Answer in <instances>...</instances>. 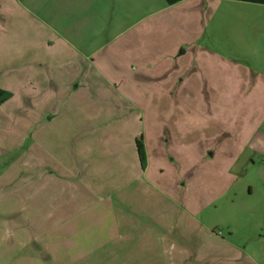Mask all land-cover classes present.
I'll use <instances>...</instances> for the list:
<instances>
[{
  "label": "rangeland",
  "instance_id": "rangeland-1",
  "mask_svg": "<svg viewBox=\"0 0 264 264\" xmlns=\"http://www.w3.org/2000/svg\"><path fill=\"white\" fill-rule=\"evenodd\" d=\"M75 2L0 0V264H193V248L224 250L202 242L212 234L251 251L264 235V21L210 4L207 60L178 87L169 65L106 64L107 47L85 60ZM142 138L145 174L139 162L140 177L120 175Z\"/></svg>",
  "mask_w": 264,
  "mask_h": 264
},
{
  "label": "crops",
  "instance_id": "crops-1",
  "mask_svg": "<svg viewBox=\"0 0 264 264\" xmlns=\"http://www.w3.org/2000/svg\"><path fill=\"white\" fill-rule=\"evenodd\" d=\"M74 7L81 8L79 19L81 24L90 26L85 40L88 44H82L87 50L84 54L85 60L95 57L98 48L107 47L109 51L104 57L108 65H145L150 69L152 66L169 65L168 75H175V81L182 86L187 72V67L191 65V60L200 67L204 66V45L199 43L205 29L204 21L208 18L210 4L215 8L220 3L237 4V14L240 10H249L247 13L264 21V0H76ZM90 25H88V23ZM5 24V22H3ZM61 25V24H60ZM48 29L57 30L49 23ZM65 29V27H64ZM59 30V29H58ZM58 35L59 31H57ZM93 33V35L91 34ZM61 37V36H60ZM104 40L99 47H94V42ZM65 43V41H64ZM72 47L76 49L74 44ZM205 48V49H204ZM208 53V50H205ZM198 68V67H197ZM201 69V68H200ZM198 68V70L200 71ZM166 70V71H167ZM203 70V69H202ZM146 70L138 72L142 79L149 78L145 74ZM195 74V73H193ZM203 75V74H201ZM76 78L73 77L71 81ZM56 90H60V85L55 83ZM79 85L72 86L75 90ZM181 88H177L179 92ZM12 94V93H11ZM178 94V93H177ZM12 97V96H11ZM46 111V110H45ZM49 110L42 117V121L50 122L52 116L45 117ZM44 118H46L44 120ZM135 140V139H134ZM89 142V140H85ZM134 141L131 140V143ZM145 147V156L148 157L149 150L146 147V139L142 138ZM130 147V146H129ZM135 148V150H134ZM129 149V148H128ZM120 150V149H119ZM88 156V167H85V174L91 170V152H85ZM84 153V154H85ZM120 156L119 151L116 152ZM125 165H118L120 175L124 171L126 175H138L136 171L139 166V158L136 147L132 146L125 157ZM138 160V163H137ZM121 167V168H120ZM148 168L146 164L143 174ZM142 173V172H141ZM217 236H207L202 238V242L209 238V241L221 242L223 251H207L200 255V248L191 249V262L193 264L200 261L213 260L216 264H264L263 252L258 251L256 243L264 242V235L253 238L251 251L245 250L247 246L235 243L231 239ZM231 237V236H230ZM210 260V261H211ZM203 262V263H204Z\"/></svg>",
  "mask_w": 264,
  "mask_h": 264
},
{
  "label": "trees",
  "instance_id": "trees-1",
  "mask_svg": "<svg viewBox=\"0 0 264 264\" xmlns=\"http://www.w3.org/2000/svg\"><path fill=\"white\" fill-rule=\"evenodd\" d=\"M0 99H6L9 97L8 94H3L2 96H0ZM136 149H137V154H138V158H139V162L141 165V168L144 170L146 167V159H145V152H144V146L142 144L141 140H136Z\"/></svg>",
  "mask_w": 264,
  "mask_h": 264
}]
</instances>
